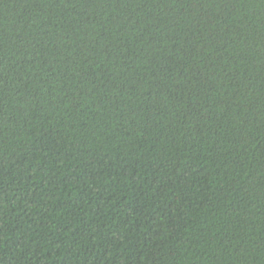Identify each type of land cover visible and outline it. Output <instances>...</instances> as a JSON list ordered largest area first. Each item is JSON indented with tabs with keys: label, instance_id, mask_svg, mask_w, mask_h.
<instances>
[{
	"label": "trees",
	"instance_id": "16d2710c",
	"mask_svg": "<svg viewBox=\"0 0 264 264\" xmlns=\"http://www.w3.org/2000/svg\"><path fill=\"white\" fill-rule=\"evenodd\" d=\"M0 264H264V0H0Z\"/></svg>",
	"mask_w": 264,
	"mask_h": 264
}]
</instances>
